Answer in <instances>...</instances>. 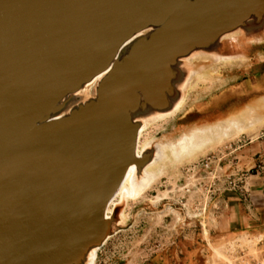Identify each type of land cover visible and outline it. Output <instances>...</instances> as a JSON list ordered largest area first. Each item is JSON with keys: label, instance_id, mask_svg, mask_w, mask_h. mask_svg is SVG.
<instances>
[{"label": "water", "instance_id": "1", "mask_svg": "<svg viewBox=\"0 0 264 264\" xmlns=\"http://www.w3.org/2000/svg\"><path fill=\"white\" fill-rule=\"evenodd\" d=\"M192 25L211 32L184 57L218 52L225 35L263 31L264 0H0V264H83L119 230L105 209L133 160L134 114L160 102L155 73ZM139 33L150 52L126 54L97 102L35 126Z\"/></svg>", "mask_w": 264, "mask_h": 264}, {"label": "rangeland", "instance_id": "2", "mask_svg": "<svg viewBox=\"0 0 264 264\" xmlns=\"http://www.w3.org/2000/svg\"><path fill=\"white\" fill-rule=\"evenodd\" d=\"M233 37L238 36L224 39L219 52L239 57L212 65L206 60L192 61L201 70L204 65L209 66L184 91L185 101L175 115L148 126L140 135L138 156L146 144L154 141L162 143V159L149 170L150 185L140 195L129 192L128 201L113 207L120 201L122 192L130 190V175L110 204L107 216L121 222V227L99 250L93 264H152L158 256L176 248L180 238L190 235L195 224L206 222L216 195L215 186L227 174L225 168L232 157L229 147L234 137L216 141L180 160L171 155L170 146L210 123L220 127L221 121H237L225 120L228 88L241 80L243 73L257 68L263 44L255 41L239 45ZM217 100L222 103L218 104ZM218 111L223 113V118L205 119ZM215 156L218 159L209 161L206 167L205 162ZM218 178L221 179L217 183Z\"/></svg>", "mask_w": 264, "mask_h": 264}, {"label": "crops", "instance_id": "3", "mask_svg": "<svg viewBox=\"0 0 264 264\" xmlns=\"http://www.w3.org/2000/svg\"><path fill=\"white\" fill-rule=\"evenodd\" d=\"M243 41H261L263 50L257 68L243 73L228 88L225 120L240 121L245 128L231 134L234 151L225 168L227 174L215 186L206 222L195 224L190 235L180 238L176 248L152 264L264 262V29ZM212 117L223 118V113H211L205 119Z\"/></svg>", "mask_w": 264, "mask_h": 264}, {"label": "bare ground", "instance_id": "4", "mask_svg": "<svg viewBox=\"0 0 264 264\" xmlns=\"http://www.w3.org/2000/svg\"><path fill=\"white\" fill-rule=\"evenodd\" d=\"M186 30L187 31L184 32H182V30L180 32V35H182H178L176 40H172L168 44L169 47L173 48L172 54H176L172 71L167 74L164 69H161V71L155 73L156 82L160 83L162 89L160 102L157 103V105H153L152 103L146 104L147 106L143 105L141 107V110L137 111L134 114L133 120L138 123V128L136 132L137 138L136 146L133 152V160L126 167L119 186L107 203L105 209L106 220H113L111 216L110 218H108L107 216L110 204L118 195L123 185L127 182L130 175V190L127 192H122L123 194L120 201L113 207H116L119 203L128 201L130 199L129 192L132 194L140 195V193L150 185L152 175L150 174L149 170L153 166L157 165L162 159V143L156 144L154 141H152L146 144L140 156H138L137 149L139 137L148 126L157 123L162 119H166L175 115V113L185 101L184 91L188 87H190L193 79L202 74L203 71H205L209 66L204 65L201 70V68L199 69L197 65L193 64L192 61L206 60L209 62V64L212 65L215 62H227L239 57L230 54H220V52L215 51L206 53L204 51L198 50L192 55L185 58L183 54L188 47L187 44L191 43V45H193L195 44V42L196 44H198L199 41H196L195 38L200 37L201 33L205 34V32L209 35L211 32V28L202 31L200 30L199 26L196 27V25H192ZM156 31L157 30L152 29L151 32L155 33ZM186 33L187 35H185ZM234 35H237L238 37H233V40L237 42V44L243 45L245 34L242 31H237L231 35L228 34V36H223V38L220 39V43L222 44L225 38H229L230 36ZM152 36L153 34L151 33H148V36H146L145 33H139L133 36L131 39L124 41L123 44L120 45L114 60L110 63L108 68H106L104 71L92 75V77L83 86H81L79 90L64 95L50 112L41 115V117L44 116L43 120L41 119V121H37L36 123H34L35 126H42L43 124L59 121L64 115L71 114L75 109L80 107V105H85L92 100H95L97 102V88L100 82H102L104 79L110 76V74H112L117 65L129 52H133L139 55L148 54L151 50L152 45L154 44V39L152 38ZM221 36L222 35H220V37ZM211 39L212 37L210 38V40ZM194 48L195 47L192 46L187 51L189 52L191 50H194ZM214 124L212 125V123H210V125L206 127H201L199 129L195 128L196 130L194 129L195 131H193L191 135H186L187 138L183 137L180 139V141L178 140L179 142H174L175 144L170 146V151L172 153L171 155H173L175 159L178 160H180L185 155L193 156L196 152L205 148L206 146L213 144L216 141L220 142L222 139L230 138L232 133L243 132L245 128V126L239 121H221L219 124H221L222 126L220 127ZM249 124L253 125L254 123L250 122ZM148 158L150 159L148 160V162H146ZM112 213L113 210H111L110 215H112ZM115 225L121 227V222L115 223ZM99 250L100 249L95 246L91 247L86 253L83 264H93Z\"/></svg>", "mask_w": 264, "mask_h": 264}, {"label": "built area", "instance_id": "5", "mask_svg": "<svg viewBox=\"0 0 264 264\" xmlns=\"http://www.w3.org/2000/svg\"><path fill=\"white\" fill-rule=\"evenodd\" d=\"M229 150H230V154H232V152L234 151V150H233V146H230V147H229ZM217 159H218V157L215 156V157L209 159L208 162H205L204 165L207 167V166L209 165V161H210V162H213L214 160H217ZM219 161H221V159H219ZM233 184H234L233 182H231V181L229 182V185H230V186H232ZM260 264H264V262H263V263H260Z\"/></svg>", "mask_w": 264, "mask_h": 264}]
</instances>
